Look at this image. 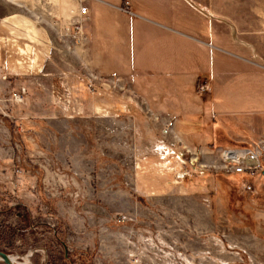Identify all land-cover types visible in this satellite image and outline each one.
Masks as SVG:
<instances>
[{"label": "rangeland", "instance_id": "1", "mask_svg": "<svg viewBox=\"0 0 264 264\" xmlns=\"http://www.w3.org/2000/svg\"><path fill=\"white\" fill-rule=\"evenodd\" d=\"M97 1L0 0V251L18 264H264V139L235 138L259 166L229 172L222 146H182L119 77L83 67L70 88L65 39L85 41ZM92 76L124 88L96 81L93 94Z\"/></svg>", "mask_w": 264, "mask_h": 264}, {"label": "crops", "instance_id": "2", "mask_svg": "<svg viewBox=\"0 0 264 264\" xmlns=\"http://www.w3.org/2000/svg\"><path fill=\"white\" fill-rule=\"evenodd\" d=\"M88 9L85 41L65 39L73 62L67 80L71 89H81L76 73L83 67L119 77L133 93L131 105L140 101L165 123L173 121L170 136L192 150L206 152L218 145L220 151H238L232 148L235 138L264 139L263 5L249 0H102ZM200 81L209 86L205 98L197 93ZM103 99V107L106 102L113 112L120 111V97ZM236 116L249 119L245 134L229 125ZM220 134L227 141H220Z\"/></svg>", "mask_w": 264, "mask_h": 264}, {"label": "built area", "instance_id": "3", "mask_svg": "<svg viewBox=\"0 0 264 264\" xmlns=\"http://www.w3.org/2000/svg\"><path fill=\"white\" fill-rule=\"evenodd\" d=\"M80 14H81L80 20H77V22L75 23V31L76 32H75L74 38L75 39H78V40L81 39V36L83 34V32H82V25H81L82 23L81 22H82V19H84V18L87 17V14H88L87 8L84 7V6H81L80 7ZM118 80L119 79H115L112 82H109L110 80L103 82L102 80L98 79L96 76H92V77H89V78L86 79V85H87V88L90 91H92V93L94 94V93H96V90H98V87L96 86V81L101 82L100 83V87L102 88L103 86H107V84H110V83L113 86H115V87H119ZM114 81H116V82H114ZM208 89L209 88H208L207 85H205V84L200 85L198 87L199 94H201L203 92H206L207 93V90ZM261 143L263 144L262 145V149L264 150V141L261 142ZM185 151L188 152V153L190 152V150L188 148H185ZM163 152L165 153V148H164ZM225 152L232 153V152H238V151H230V150H228V151H225ZM243 152H246V151H243ZM248 152L251 153V154H255L257 160H258V155L261 154L260 151H255V153H253L252 151H248ZM179 157L182 158V153L177 158H179ZM161 158H164V157L161 156ZM222 163L224 164L225 168H227L229 170V172L242 173V172H244L246 170H251L252 167H257L258 164H259V160H258V164H254L253 166L250 163L248 164V163H245V162L243 163V162H240V161H235V162H225V161H223Z\"/></svg>", "mask_w": 264, "mask_h": 264}, {"label": "bare ground", "instance_id": "4", "mask_svg": "<svg viewBox=\"0 0 264 264\" xmlns=\"http://www.w3.org/2000/svg\"><path fill=\"white\" fill-rule=\"evenodd\" d=\"M222 162H235V161H240V162H245V163H250V164H258V160L256 158L255 154H251L248 151L246 152H222ZM259 166V165H258ZM12 264H18L16 263V259L11 258ZM20 264V263H19ZM21 264H31L29 260L26 258L24 263Z\"/></svg>", "mask_w": 264, "mask_h": 264}, {"label": "water", "instance_id": "5", "mask_svg": "<svg viewBox=\"0 0 264 264\" xmlns=\"http://www.w3.org/2000/svg\"><path fill=\"white\" fill-rule=\"evenodd\" d=\"M0 260L4 264H12V261L10 259V256L0 251Z\"/></svg>", "mask_w": 264, "mask_h": 264}]
</instances>
